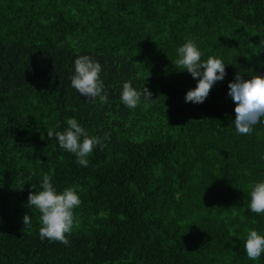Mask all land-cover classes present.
Here are the masks:
<instances>
[{
  "label": "trees",
  "instance_id": "obj_1",
  "mask_svg": "<svg viewBox=\"0 0 264 264\" xmlns=\"http://www.w3.org/2000/svg\"><path fill=\"white\" fill-rule=\"evenodd\" d=\"M188 39L226 67L202 104L174 65ZM82 55L102 67L104 103L72 87ZM259 58L264 0H0V264H264L244 249L246 229L264 235L249 207L264 117L239 134L228 96L237 75H264ZM125 82L152 99L129 108ZM70 118L104 145L87 167L47 135ZM45 174L81 200L68 245L42 240L28 206Z\"/></svg>",
  "mask_w": 264,
  "mask_h": 264
},
{
  "label": "clouds",
  "instance_id": "obj_2",
  "mask_svg": "<svg viewBox=\"0 0 264 264\" xmlns=\"http://www.w3.org/2000/svg\"><path fill=\"white\" fill-rule=\"evenodd\" d=\"M177 51L179 59L174 65L185 68L194 79H198L196 88L188 91L186 102L202 104L209 96L212 87L225 79L226 67L221 59L215 57H209L207 61L201 62V52L192 39H188ZM101 72L102 67L99 62L87 55L80 56L75 60V74L71 77L72 87L92 102H95L96 98H99L101 103L106 102L108 97L100 79ZM228 87L230 89L228 96L236 104L234 121L236 131L241 135L251 134L253 125L264 117V75L257 74L248 80L237 75L235 81L229 83ZM142 96L145 102L152 99V93L146 87L142 91H137L130 82L123 84L121 100L129 108H136ZM66 123V130L54 133L49 129L47 135L49 138L55 135L59 146L73 153L79 165L87 167L88 156L93 152L94 147L104 145L100 137H90L76 119L70 118ZM104 139H109L108 134ZM50 181L51 178L45 174L41 184L42 190L34 194L30 193L28 206L35 207L41 213L42 240L47 238L68 245L66 234L71 233L76 223L74 209L80 205L81 200L75 187L66 188L62 193H58ZM250 188L251 212L264 213V182L254 183ZM23 222L25 228L30 225L31 219L28 214L23 217ZM246 231L248 234L244 249L247 257L250 260H257L264 253V235H260L256 230L246 229Z\"/></svg>",
  "mask_w": 264,
  "mask_h": 264
},
{
  "label": "rangeland",
  "instance_id": "obj_3",
  "mask_svg": "<svg viewBox=\"0 0 264 264\" xmlns=\"http://www.w3.org/2000/svg\"><path fill=\"white\" fill-rule=\"evenodd\" d=\"M259 64L264 66V58H259L256 60Z\"/></svg>",
  "mask_w": 264,
  "mask_h": 264
}]
</instances>
